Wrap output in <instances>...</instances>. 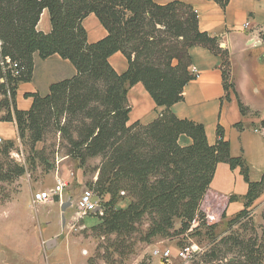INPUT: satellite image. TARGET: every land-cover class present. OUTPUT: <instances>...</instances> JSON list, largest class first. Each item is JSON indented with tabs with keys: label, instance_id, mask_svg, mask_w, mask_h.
<instances>
[{
	"label": "trees",
	"instance_id": "16d2710c",
	"mask_svg": "<svg viewBox=\"0 0 264 264\" xmlns=\"http://www.w3.org/2000/svg\"><path fill=\"white\" fill-rule=\"evenodd\" d=\"M214 1L225 8L230 0ZM45 9L52 24L49 32L38 29ZM91 13L108 32L95 42L88 40L83 24ZM196 45L221 55L225 89H235L229 49L219 36L200 28L196 10L181 0L165 4L155 0H0V107L6 110L0 121H14L31 152L48 131L55 130L68 154L82 166L101 157L95 188L109 196L101 219L110 232L130 231L148 221L146 238L150 239L206 226L201 204L217 165L239 166L248 192L244 209L228 221L232 225L249 214L264 191V173L260 180H251L243 157L231 154L222 126L211 145L202 123L171 111L184 98L186 84L196 77L190 72L189 52ZM116 52L128 60L123 73L110 63ZM36 53L41 58L57 53L72 62L76 73L52 83L45 95L27 92L25 96L33 102L23 110L17 104V90L21 82L32 80ZM138 82L158 106H165L148 124L128 123V91ZM239 103L245 113L248 108ZM182 134L192 138L190 145L180 144ZM13 148L14 141H3L0 156L9 158ZM25 172L26 167L13 159L0 162V181H12ZM123 195L130 198L129 205L115 208Z\"/></svg>",
	"mask_w": 264,
	"mask_h": 264
},
{
	"label": "crops",
	"instance_id": "0c3cea01",
	"mask_svg": "<svg viewBox=\"0 0 264 264\" xmlns=\"http://www.w3.org/2000/svg\"><path fill=\"white\" fill-rule=\"evenodd\" d=\"M155 1L165 4L173 0ZM181 1L191 4L196 10L200 28L211 36H219L229 49L231 81L235 89H225L221 55L196 45L189 51L192 58L190 72L198 73V77L186 84L184 98L170 109L179 118L202 123L211 145L217 142L218 126H222L231 154L243 157L249 167L251 180L258 181L264 173V0H230L225 8L214 0ZM83 24L90 42L98 41L108 33L94 13L89 14ZM38 29L51 31L48 9L42 13ZM34 62L32 80L21 82L17 90V104L23 110H28L33 102L32 97L25 96L27 92L45 95L52 83L76 73L72 62L57 53L47 58H41L36 53ZM110 63L119 73L128 68V60L122 52L114 53ZM128 99L131 105L129 124H148L165 110V106L156 104L142 82L129 88ZM240 101L248 108L245 113L242 112ZM0 138L14 141L16 147L22 146L14 121H0ZM179 142L181 145H190L192 138L182 134ZM247 192L248 183L241 168H232L230 164L220 162L202 200L201 209L208 219L223 224L244 209ZM130 201V198L126 200L122 208H126ZM52 244L54 242L48 246ZM15 255L12 254V264H19ZM24 255L20 258L22 261L27 259ZM6 259L7 262L11 261L10 256L6 255Z\"/></svg>",
	"mask_w": 264,
	"mask_h": 264
},
{
	"label": "rangeland",
	"instance_id": "374dc122",
	"mask_svg": "<svg viewBox=\"0 0 264 264\" xmlns=\"http://www.w3.org/2000/svg\"><path fill=\"white\" fill-rule=\"evenodd\" d=\"M5 112L0 107V119ZM8 159L23 164L26 172L12 181H0V264H12L13 253L19 264H87L88 260L91 264H264V191L249 214L232 225L224 221L209 228L214 222L207 218V225L193 232L148 239V221L122 233L102 226V206L109 196L95 188L101 157L82 166L68 154L59 132L48 131L34 152L22 143L9 158L0 156V162ZM58 179L69 182L63 194L37 203L35 192L52 188ZM86 187L94 190L100 209L79 218L77 203ZM127 198H119L115 208H122ZM67 201L71 205L62 211L61 204ZM50 241L54 244L48 246ZM187 244L198 248L176 256ZM157 249H171L173 255L164 259L155 254ZM24 254L26 261L20 259Z\"/></svg>",
	"mask_w": 264,
	"mask_h": 264
},
{
	"label": "built area",
	"instance_id": "2783aa9c",
	"mask_svg": "<svg viewBox=\"0 0 264 264\" xmlns=\"http://www.w3.org/2000/svg\"><path fill=\"white\" fill-rule=\"evenodd\" d=\"M247 25H248V23L245 24V26H247ZM16 66H17V63H14V67H16ZM194 75L196 77H198V73H195ZM2 141H3V139L0 138V142H2ZM67 186H69V182L67 180L58 179L57 183L52 188L35 192L34 200L37 203H46L48 201L54 200L56 197H60L63 194V192ZM121 193L125 194L124 191H122ZM77 205H78L79 218L83 217L84 215H87L89 213L96 212L98 209H100L99 202L95 198L94 190L92 188H89V187H86L83 190ZM197 248H198L197 245H194V244L188 245L187 244V245L183 246L181 249H178L176 256L184 257L186 255L194 253ZM155 254H159L164 259H169L173 255L171 249H165L163 251L157 249V250H155Z\"/></svg>",
	"mask_w": 264,
	"mask_h": 264
},
{
	"label": "water",
	"instance_id": "95a60500",
	"mask_svg": "<svg viewBox=\"0 0 264 264\" xmlns=\"http://www.w3.org/2000/svg\"><path fill=\"white\" fill-rule=\"evenodd\" d=\"M69 205H71V202L70 201L62 202V204H61L62 211H64L66 209V207L69 206ZM62 218L64 219V215L62 216ZM53 242L54 241H50L48 244H51Z\"/></svg>",
	"mask_w": 264,
	"mask_h": 264
}]
</instances>
